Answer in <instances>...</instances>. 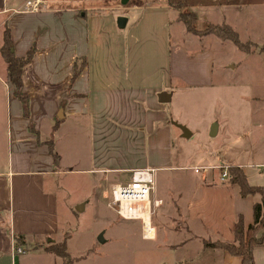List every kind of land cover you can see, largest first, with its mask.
Segmentation results:
<instances>
[{"label": "crops", "instance_id": "obj_1", "mask_svg": "<svg viewBox=\"0 0 264 264\" xmlns=\"http://www.w3.org/2000/svg\"><path fill=\"white\" fill-rule=\"evenodd\" d=\"M136 1L46 0L40 12L13 13L24 0H0V45L7 24L16 55L24 56L30 47L35 48L21 76L29 97V117L22 113L0 53V157L7 159L0 170V264H6L7 258L10 264H62L44 246L66 244L67 224L79 212L76 207L83 204L86 208L87 201L74 198L77 184L71 180L76 177L78 183L77 175L101 173L108 185L101 196L108 202L110 185L126 182L112 181L115 177L123 180L120 176L128 175L130 179L135 171L157 166L182 169L180 162L186 159L173 154V123L167 104L173 93L184 88L196 91L187 98L178 92V105L202 106L207 116L198 121L200 117L193 112L177 109V121L192 133L195 130L187 122L204 124V132L213 125L216 132L224 130L226 122V136L247 153L241 160L239 154L234 161L226 153L216 158L217 178L207 167L202 174L168 176L169 187L163 194L156 186L152 196L162 200L159 209L169 225L162 230L164 234L154 229L150 240L162 236L164 246L181 252L179 261L185 264H241L238 255L203 244L232 241L234 225L241 219L246 230L253 222V204L262 198L257 194L242 197L236 183L221 180L219 167H241L249 184L264 188V0H224L231 8L222 22L258 51L242 55L247 61L240 68L247 77L245 83L227 82L221 119H216L215 111L213 117L212 54L189 46L194 43L190 37L172 42L168 6L142 0L147 10L137 16L122 12L137 10ZM118 16L126 17L122 28L117 26ZM232 44L234 51H240ZM75 62L83 67L72 80ZM161 93L170 100L161 102ZM37 135L42 142H54L57 164L47 145L37 142ZM82 142L87 147L83 151ZM85 181L81 183L93 188L88 176ZM17 236H23V243L15 240ZM15 241L24 250L21 254L11 251ZM27 248L32 251L27 253ZM252 255L254 264H264V245L254 247Z\"/></svg>", "mask_w": 264, "mask_h": 264}, {"label": "rangeland", "instance_id": "obj_2", "mask_svg": "<svg viewBox=\"0 0 264 264\" xmlns=\"http://www.w3.org/2000/svg\"><path fill=\"white\" fill-rule=\"evenodd\" d=\"M144 1H153L152 3L154 4H160L169 7V16L171 19L169 22V31L171 37L169 38L172 40V42L175 39L185 40V38L190 37L194 43L190 42L189 46L196 45L198 47H202L203 52L209 51V53L212 54L214 60L212 76L214 77L213 85H211V91L212 101L216 100V107L215 109L213 108V117L215 116V111L217 117L216 119H221L220 112L225 101L226 87L229 88L230 86L227 82L229 81L234 85L237 84V86H241L243 83H245L243 80L247 78L242 75L240 68L242 67V64H247V61L242 59V55L248 51L245 52L241 49L240 51H234L235 49L231 47L233 46L232 41L221 40L215 34L199 33V35H196L190 31H187L184 23L179 20L177 16L179 10H177L175 7L180 5V10L182 12H188L193 15L195 18L192 21V24H194L196 28H200V30L203 31V29L207 27L208 24L226 23L222 21H224V18H227L225 13L227 10H229V8H231V5L225 3L224 0ZM144 1L137 0L135 2L138 5L137 10L132 9L129 12L123 10L122 12L126 13L127 15H131V13L136 12V14H133V16H137L139 12L148 9V7H144ZM231 4H234V2ZM231 12H234L233 9ZM248 12H252L251 7L248 8ZM238 38L242 43L246 42L249 44V50L252 54V51H258V47L255 44H252L249 41L243 42L244 39L241 34L238 36ZM215 41L222 43L221 46L216 45ZM152 44V40L150 39L149 47L153 50L154 47ZM230 62L231 65H229ZM240 62L241 64L239 65ZM257 66L259 65L257 64ZM252 67L255 68V66ZM255 76L256 75L253 73L250 75L251 79L256 80ZM176 88L182 89L181 86H175L173 89ZM173 89L171 88L169 92H173ZM184 89L185 91L178 92L182 93V96L184 95L186 98L187 96H192V92L196 91V89ZM178 92L173 93V101L171 100L167 104V108H169L171 114L170 123L172 121L179 123L177 120L180 119V117L174 113L177 109H180L183 112L185 111L184 114H191L193 112L195 117H200L197 118L198 121H202L203 117L207 116V111H205L202 106L192 107L189 105L184 107L178 105L180 100H175L176 96L178 98ZM201 109L202 112L199 113V110ZM196 113L199 115H196ZM187 123L192 130H195L193 133L191 132L192 134L189 137L190 139L182 138L181 131L176 125L174 126L171 124L173 154H175V156H182L183 161L186 159V162H180V164L184 166L182 168L183 170L175 167L168 168L167 166L156 167L154 185L155 188L156 186L158 187V190L161 194H163L169 187L167 177L171 176L173 173H176L175 175L178 176L192 173L194 174L195 172L193 167H198L201 170V174L203 171L209 170V172H215L214 176L217 178L220 171L216 168V158L222 156L223 153H226L225 157L232 161H234L237 154H239V158H237L238 160L246 157L245 153H247V151H243L242 148L237 149L236 146L233 145L235 143V139H230L226 136L227 132L229 131V127H226V122H224L225 129L215 132L213 136L210 135V129H206V132H204V124H198V126H196V122L195 124L194 122ZM229 144H231L233 147H230ZM82 146V151L84 148L85 150L87 149L86 146L84 147L83 142L81 147ZM116 151L117 149H115V152ZM118 153L119 152L116 154ZM6 160L7 159H5L4 156L3 158L0 157V170L6 166ZM111 162L117 163L118 159ZM212 164L213 166H210ZM80 166L82 165L80 164ZM207 167H209L208 170H206ZM86 176L90 178L93 188L81 183L86 182ZM86 176L84 174L77 175L78 183L75 182L76 177L72 178L71 180V183H75L74 186L77 184L75 187L74 198H82L84 202L87 201L86 208L81 212H76V216L68 222L66 228V232H68L67 238L65 237L67 239L66 249L72 258V264H185V262L179 261L181 259L179 254L182 255L181 252L177 251L176 249L170 250L167 248V246H164L162 236L160 237V235H158V239L156 240L142 239L140 232L141 223L138 220H124L117 215L115 209L109 206L107 200L101 196L102 188L108 187V185H104L101 173L88 174ZM120 177H122L123 180L115 177L112 181L127 182V180H129L128 175H123ZM87 182L89 184L88 180ZM155 190L153 192H155ZM165 203L168 206L169 201L165 200ZM159 207H161V204L154 210L151 223L154 229H157L159 234H164L165 231L162 230H164L165 227L169 225V222ZM25 251L28 253L32 250L31 248H27ZM56 258L58 261H61L59 256ZM5 262L6 264H10V259L7 258Z\"/></svg>", "mask_w": 264, "mask_h": 264}, {"label": "trees", "instance_id": "obj_3", "mask_svg": "<svg viewBox=\"0 0 264 264\" xmlns=\"http://www.w3.org/2000/svg\"><path fill=\"white\" fill-rule=\"evenodd\" d=\"M179 10L177 16L180 21H182L187 29L193 34L199 35L202 34H215L221 40L232 41L236 44L241 50L248 51L249 44L242 43L239 38L237 32L232 29V27L226 23H214L208 24L207 27L200 30V28H196L192 21L194 20V16L188 12H182L180 10L181 6L177 5L175 7ZM3 41L0 45V53L5 62V67L7 68V72L9 74V80L14 85V95L18 97L22 104V113L25 117H29L28 107H29V97L23 91V82L21 81L22 71L26 64H28L34 53V46L30 47L28 52L24 56H18L12 51V38L10 36L9 28L7 24H4L3 27ZM261 51L263 52L264 59V47H262ZM74 72L72 75V80L77 77L83 65L74 64ZM30 131L37 134V131L29 125ZM37 142L40 144H46L48 147V152L53 159L54 164H57L59 161V157L54 149V142L52 140L42 142L39 140L37 135ZM227 182L236 183L239 186V192L242 197H245L250 194H257L261 196V200L255 202L253 204V222L248 225L246 230L243 228V223L241 219L234 225L233 233L234 238L232 241H224V242H206L203 244L206 247L210 248H222L223 250L228 251L231 255L239 256L241 259V264H254V259L252 255V250L256 246L264 245V188L260 186H254L247 182L244 171L241 167L236 165L228 166V177ZM15 240L18 243H23V236H17ZM44 250L48 252H53L57 256H59L62 260V264H72V258L66 249L65 241L63 242H52L47 246H44Z\"/></svg>", "mask_w": 264, "mask_h": 264}, {"label": "built area", "instance_id": "obj_4", "mask_svg": "<svg viewBox=\"0 0 264 264\" xmlns=\"http://www.w3.org/2000/svg\"><path fill=\"white\" fill-rule=\"evenodd\" d=\"M46 0H24L21 6L14 8V12H40L46 8ZM221 168V180L228 177V167ZM195 173H200L198 167H193ZM156 170L153 168H143L132 173L130 179L125 182H115L110 185L108 196L109 206L113 207L119 217L124 220H138L141 223L143 239L153 238L155 235L152 226V214L161 204L162 200L152 196L154 191V175ZM13 254L24 252L22 247L15 243L11 246Z\"/></svg>", "mask_w": 264, "mask_h": 264}, {"label": "water", "instance_id": "obj_5", "mask_svg": "<svg viewBox=\"0 0 264 264\" xmlns=\"http://www.w3.org/2000/svg\"><path fill=\"white\" fill-rule=\"evenodd\" d=\"M128 1L129 0H120V2L122 4H126V3H128ZM125 23H126V17H124V16H118V18H117V26L119 28H122L125 25ZM159 97H160L161 102H168L170 100L169 95H167L166 93H161V95ZM172 123L174 125H176L181 130V137L187 139V138H189L191 136L192 133L188 129L187 126H184V125H182L180 123H177V122H174V121H172ZM215 132H216V128L213 125L210 128V135L213 136L215 134ZM82 209H83V204H81L79 207L78 206L76 207V210L79 211V212H81ZM100 238H101V236H100Z\"/></svg>", "mask_w": 264, "mask_h": 264}]
</instances>
